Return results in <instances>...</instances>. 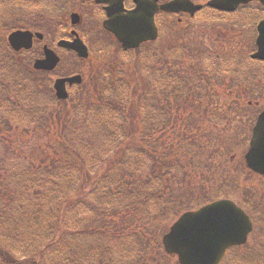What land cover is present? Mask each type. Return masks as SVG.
I'll list each match as a JSON object with an SVG mask.
<instances>
[{"label":"trees","instance_id":"16d2710c","mask_svg":"<svg viewBox=\"0 0 264 264\" xmlns=\"http://www.w3.org/2000/svg\"><path fill=\"white\" fill-rule=\"evenodd\" d=\"M5 3L6 9L13 10L17 7V0H2L0 7H4ZM13 17L15 11L11 13V22L18 20ZM29 23L31 25L22 27L36 26L34 20ZM22 54L12 51L2 38L0 131L2 127H10L9 120L16 113L24 112L29 117L38 113L34 117L38 125H51L55 128L61 125V135L58 134L53 139L51 154L42 156L43 166L34 168L36 180L33 185L28 187L25 183L17 184L31 198L25 197L29 208L28 210L26 206L27 213L17 210L11 215L13 230L22 223L29 224L36 230L39 241L26 249L21 247L12 252L0 246L3 264H42L44 260L45 264H177L163 251L160 242L162 231L167 227L164 223L167 211L169 219H174L181 211L195 208L211 199L204 194H195L191 188V181L196 175H202L204 170V167H196L192 158L196 159L197 155L205 153V146L199 144V137L190 129L200 125V119L194 113L195 104L174 101L166 111L167 116L151 117L150 114L144 118L140 85L133 87L134 79L141 78L137 67L129 71V80L125 83L127 88L123 85L125 93L119 88L108 91L103 86H98L88 98L80 100L84 102L83 105L74 107V110H81V114H65L66 117L58 118L60 111L54 105L48 109L35 108L37 97L43 91L30 83L20 86L13 79L14 72H18L22 80L36 77L35 72L27 67L29 60ZM205 83L207 91L214 86L210 81ZM15 86L20 87V100L13 94ZM153 87L154 84H147L149 92L146 96L150 100L154 96ZM26 91L28 98L33 100L26 101L23 97ZM225 102L231 107L229 112L237 106L230 97H226ZM34 108L36 110L33 111ZM119 114L122 115L121 120H115ZM210 122L208 119V123ZM115 123L121 127V134L110 131ZM212 123L215 124L216 121L212 120ZM162 126H167L170 130L165 134L159 132L160 135L155 136ZM0 135L5 134L1 131ZM2 138L1 142H4L5 137ZM10 138L6 140L11 142ZM79 144L83 146H77ZM194 146L197 148L194 149ZM92 149L101 154L99 166H94L92 162ZM138 150L140 154L134 157L133 167H120ZM9 151L11 149L8 145L4 155ZM3 161L4 158H0V163ZM117 164L119 166L112 179H105V175L109 173L107 169L111 166L114 168ZM176 164L183 166V171L188 172V175L187 181H183L184 188L171 195L173 189L183 186L177 183L178 178L186 179L185 172L175 174L169 171L170 166L174 167ZM206 165L209 168L206 167L205 170H210L207 174L209 176L214 166L210 161ZM187 167L191 168L188 170ZM40 172L43 173L41 178ZM161 175L167 177L164 182ZM170 185L172 188L168 190ZM113 186L117 191L113 195L121 203L118 207L110 204L113 200H108ZM38 196L42 197V202ZM215 197L219 195L216 194ZM22 205V197L16 195L15 206L20 208ZM65 213H77L82 220L77 217L74 221L77 225H69L67 222L71 220L65 217ZM130 215L136 218L133 220ZM156 217H160L159 221ZM5 219V216L0 215V223ZM0 236L6 237V241L12 245L15 242L16 235H5L2 225ZM125 237H131L133 241L125 242L120 249H116V245L113 250L110 242H118ZM259 239L264 240V236L259 235ZM262 247L264 243L261 242L249 251L235 248L242 256L254 257Z\"/></svg>","mask_w":264,"mask_h":264},{"label":"rangeland","instance_id":"374dc122","mask_svg":"<svg viewBox=\"0 0 264 264\" xmlns=\"http://www.w3.org/2000/svg\"><path fill=\"white\" fill-rule=\"evenodd\" d=\"M193 1L200 2L202 0ZM38 4L40 5L36 7ZM5 6L6 3L4 7H0V42L2 38L6 41L7 34L13 29L31 25V23L28 22L29 13H31L37 14L40 20L46 21L42 22L41 28L38 26L40 32L42 31L45 33L46 40H48L46 34L50 35L51 33L52 38L50 39H57L65 35L69 28H74L81 36L83 35L86 40H84V42L90 50L89 52H92V56L85 60L77 59L72 56L71 53L66 55L62 54V60L55 70L49 73H35L34 75H36V77L31 79L22 80L18 72L13 73V79L19 82L20 86L24 84L27 86V84L30 83L37 86L41 92L43 91V93L37 97L35 108L42 107L48 109L50 106L54 105L57 111H60L57 115L58 118H63L65 114L66 116H72V113L77 115L81 114V110H74V107L83 105L84 102H80V100L88 98L91 92L98 86L99 82H103L104 79L107 80L103 84L108 87V91H111L113 86L114 90L119 88L125 93L124 86L126 87L125 83L127 79L129 80V71L132 68L140 67V58L143 61H154L152 54L146 52L145 46H147V44L145 43L133 50H121L117 42L102 30L101 22L103 15L100 13V7L92 4V0H17V16L13 18L14 20H18L15 22H11V13H14V9H6ZM73 12H77L79 15L86 14L81 16V23H79V25L71 27L69 23V14ZM252 18L251 9L244 11V13L238 10L236 13L227 16L219 15L211 11L202 12L194 20L189 22L178 21V24H176L175 17L160 15L157 17L160 38L153 45V48L164 52L166 50L171 52V49H176L175 51H177L178 49L181 50V48H185L186 53L192 52L198 54L202 52L207 55L206 66L209 69L213 68L212 63L217 61L215 56L226 59L229 63H232L234 60L240 62L244 60L245 57H248L255 49L253 42H251L252 38L248 39L244 37L246 31L241 33V30L250 26ZM211 30L214 34L212 36ZM236 30H240V35ZM249 31H252V28ZM249 34L250 33H248V35ZM236 37L240 40H237ZM241 37L242 39H246V41L244 42L241 40ZM39 43L40 42H36L35 44L37 45ZM234 49L241 50L238 55L232 59L227 53ZM24 55L30 60L27 65V67L30 68L32 59L39 55V51H37V48H33L32 50L26 51ZM145 62H142V65L148 68ZM162 62L163 61H161V63ZM244 63L246 62L241 63L240 67H242ZM259 65L247 63V65L236 72L240 77L233 81L230 78L217 79V81L222 82L214 96L206 98V101L210 102L207 104V111L202 114L197 108L194 109V113L200 119L199 127H190L191 131H193L192 133L199 137V144L205 146V148H203L205 152L203 155H197L196 159L192 158L196 167H204L203 174L196 175L195 179L191 181V188L195 191V194H199L200 196L203 194L207 195L211 197L210 200L217 198L215 197L216 194H218L219 197L231 198L252 213L256 227L254 233L248 240V244L240 247L242 251H249L252 247H255V245L259 246V243H264V240L259 239V235L264 236V178L254 177L253 173L247 171L243 160V155L247 150L249 134L254 117L257 112L264 107V99H261V97L264 96V64ZM139 69L140 74L144 72L145 76L138 79L135 78L133 87H138L140 85L141 89H143L148 80L146 76H151V73L149 71L145 72L143 67ZM221 69L222 71H227L222 72L224 77H226V75H231V71L233 70L232 66L229 64H223L221 68H217L218 71H221ZM249 71L257 74L253 79L254 83L257 84L256 88L258 92L255 94L248 93L247 97L252 98L251 100L254 101L259 100V104L255 105L252 103L250 107L241 104L242 107H234L232 111L229 112L228 109L231 107H228V104L225 102L226 97L224 96L229 89L236 88L237 90H241V84L249 86V80L251 78L245 77ZM75 73L81 75L82 83L80 86L71 88L67 99L56 102L52 90L54 78ZM185 74L184 72L183 75ZM216 75L217 74H215V76ZM175 80L178 81L177 78ZM225 80L231 82L227 85V88L224 89L225 83H223V81ZM13 94L20 100V87L15 86ZM23 97L26 98V101L33 100L31 97L28 98L27 91L23 94ZM232 102L236 104L237 100H232ZM142 104L144 105V102H142ZM156 105L157 98H154L150 101L149 110L147 111H149V113L155 112ZM35 108L33 111L36 110ZM37 114L38 113L29 117L24 112L16 113L9 120L10 127L8 128V126H5L1 129L5 135H0V158H4V161L0 163V184H2L0 185V215L5 216L6 219L3 220L0 225H2V231L5 235L16 236L13 245L6 241V237L0 236V246L6 248L10 252L19 250L21 247L26 249L39 241L36 230L29 224L22 223L13 230L14 226L11 222V215L17 210L27 213V209L29 210V208L25 197L27 199L31 198L23 188L17 187V184L25 183L28 187L33 185L36 180V176L33 174V171H35L34 168L41 165L43 166L42 156H49L51 154V143L53 139H56L55 137H57L58 134L61 135V125L55 128L51 125L47 127L43 124H36L34 117ZM162 115L167 116L161 112L159 116ZM121 116V114L117 115L115 120H121ZM152 116L155 117L156 114H152ZM208 119L211 120L210 123H208ZM212 120L216 121V123L213 124ZM118 123L113 124L110 130L111 132L121 134L122 129L119 127ZM160 128L161 129L157 131L155 136L160 135L159 132L165 134L170 130L167 126H162ZM11 135L14 137H11ZM2 137H5L4 142H1L3 139ZM7 138H10L11 142H8V140H6ZM152 140L153 139H151V141ZM8 145L10 146L11 152L9 151L7 155H4L3 152ZM77 146L82 147L83 145L79 144ZM196 148L197 147L194 146V149ZM137 154H140L139 150L134 155L127 158L128 162L122 163L120 167H133V159ZM90 156L94 166L101 165L99 158V156H101L100 153L92 149L90 151ZM209 161L210 164L214 166V170L207 176L210 170L205 169L208 167L206 164ZM118 166L117 164L114 168L113 166L108 168L107 171L109 173L105 175V179H112L114 171ZM189 168L191 167H187L188 170ZM169 171L175 174L181 171L185 172L183 171V166H179L178 164L174 165V167L170 166ZM42 175L43 173L40 172L39 177L41 178ZM187 175L188 172H185V177ZM202 176H205L203 177L204 179ZM160 178L164 182L167 177L161 175ZM178 180L177 183L183 186L173 189L171 195L176 194L178 189L184 188L183 181H187V177L184 180L179 178ZM39 185L40 183L38 186ZM185 185H187V183ZM189 187L190 185L187 189ZM171 188L172 185L168 187V190ZM18 189L19 192L17 193ZM33 189H36V187ZM116 193V188L113 186L112 195H110L108 200H113L110 204L118 207L121 203L119 199H117V196L113 195ZM16 195L22 197L23 205L20 208L15 206ZM38 198L39 201L42 200L41 196H38ZM77 213L75 215L65 213V217L71 220L68 221L67 224L71 225L74 223L75 219L78 217ZM149 215L151 216L152 214L149 213ZM130 217L133 220L136 218L134 215H130ZM159 218L160 217H156V220L159 221ZM78 219L81 218L78 217ZM172 221L173 219H169V211H167L164 223L168 226ZM75 225H77V223ZM166 228L167 227H165L163 231L161 230L162 233H164ZM108 241L110 242V240ZM131 241H133V238L125 237L118 242L111 241L110 244L113 250H115L116 245H118L116 249H120L125 242ZM1 258L2 256L0 255V264H3ZM172 259L175 260L173 257ZM42 264H45V260ZM220 264H264V247L260 248L254 257H251V255L242 256L240 252L236 250H229Z\"/></svg>","mask_w":264,"mask_h":264},{"label":"water","instance_id":"95a60500","mask_svg":"<svg viewBox=\"0 0 264 264\" xmlns=\"http://www.w3.org/2000/svg\"><path fill=\"white\" fill-rule=\"evenodd\" d=\"M108 2L105 7L107 16H115L117 28L107 26L122 42L124 49L137 46L139 42L156 36L153 14L158 9L156 0H133L136 7L122 16L124 11L122 0H99ZM249 0H210L208 5L225 10L233 9L239 3ZM264 2V0H261ZM200 6L190 0H173L159 8L167 11L193 12ZM107 21V20H106ZM107 23V22H106ZM7 40L14 50L29 49L32 45V33L29 31H13ZM59 42V44H61ZM79 56H87V49L78 39L67 43ZM261 52L253 56L264 58V34L261 39ZM46 57L34 62L35 68L51 70L59 58L46 51ZM80 76L58 78L54 83L55 95L59 99L67 98L65 83L79 82ZM245 163L254 172L264 175V111L258 116L253 128L249 147L244 155ZM252 229L249 217L233 201L218 199L207 203L196 210L182 213L162 236L164 250L177 257L179 264H218L225 251L234 245L246 242Z\"/></svg>","mask_w":264,"mask_h":264},{"label":"flooded vegetation","instance_id":"af4514ba","mask_svg":"<svg viewBox=\"0 0 264 264\" xmlns=\"http://www.w3.org/2000/svg\"><path fill=\"white\" fill-rule=\"evenodd\" d=\"M90 4H91V1H90ZM92 4H94V5H96V6H98V7H100V13L103 15V17H105V12L103 11V6L104 5H98V4H95L94 3V0H92ZM259 4V3H258ZM260 5V4H259ZM261 7L259 8V7H257V5L256 6H254L253 8H252V12L255 14V16H256V18H258V21L257 22H263V26H264V7H262V5H260ZM103 20H104V18L102 19V22L101 23H103ZM178 20H180V18L178 19ZM256 27H257V25H255V33H257V30H256ZM34 33H36L35 31H34ZM78 33V32H77ZM76 36H78L76 33H75V31L73 30V29H68V33H66L65 34V36L62 38V39H65L66 41H72V40H74L75 38H76ZM34 37V36H33ZM44 45H46V46H48V44H43L42 46H44ZM66 45V43L64 42V43H62V46H65ZM61 46V49L59 48V50H64V51H66V52H68V53H73V51H71V50H69V49H67V48H64V47H62ZM49 48H51L57 55H58V52H57V50L56 49H54V48H52V47H50L49 46ZM58 48V47H57ZM72 55H75L74 53L72 54ZM58 57L59 58H61V56H59L58 55ZM90 57V56H89ZM61 60V59H60ZM254 100H248V102H253ZM255 103H257V100H255Z\"/></svg>","mask_w":264,"mask_h":264}]
</instances>
